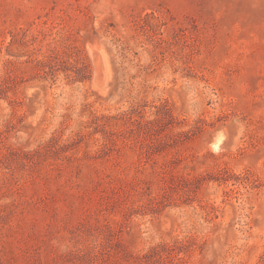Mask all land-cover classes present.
<instances>
[{
  "label": "rangeland",
  "instance_id": "1",
  "mask_svg": "<svg viewBox=\"0 0 264 264\" xmlns=\"http://www.w3.org/2000/svg\"><path fill=\"white\" fill-rule=\"evenodd\" d=\"M0 264H264V0H0Z\"/></svg>",
  "mask_w": 264,
  "mask_h": 264
}]
</instances>
